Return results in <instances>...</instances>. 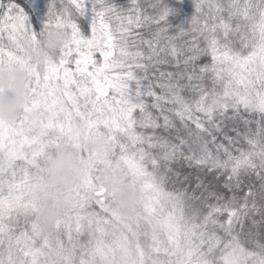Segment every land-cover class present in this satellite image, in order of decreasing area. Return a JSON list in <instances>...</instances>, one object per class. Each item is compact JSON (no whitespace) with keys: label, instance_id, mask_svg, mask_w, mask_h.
<instances>
[{"label":"snow or ice","instance_id":"snow-or-ice-1","mask_svg":"<svg viewBox=\"0 0 264 264\" xmlns=\"http://www.w3.org/2000/svg\"><path fill=\"white\" fill-rule=\"evenodd\" d=\"M193 8L174 30L164 0H51L36 33L0 0V71L27 75L20 114L0 124V264H264V0ZM50 29L67 45L34 68L27 56ZM93 137L103 151L80 150ZM57 146L80 175L41 235L28 191ZM103 173L138 192L131 216Z\"/></svg>","mask_w":264,"mask_h":264},{"label":"clouds","instance_id":"clouds-1","mask_svg":"<svg viewBox=\"0 0 264 264\" xmlns=\"http://www.w3.org/2000/svg\"><path fill=\"white\" fill-rule=\"evenodd\" d=\"M67 36L60 31L50 29L38 39L34 51L27 60L34 68H44L52 64L62 48L66 47ZM27 75L24 70L12 68L0 71V124L9 125L16 120L26 100ZM103 143L93 137L80 145V150L102 152ZM76 167V153L64 146L53 149L46 161L42 173L34 176L28 195L36 204L33 222L41 235L50 233L61 219V214L72 203L71 192L79 178ZM105 190L115 192L113 207L121 215L131 216L137 207L139 194L132 190H120L116 179L110 173L102 174ZM186 219H196L195 211L186 212Z\"/></svg>","mask_w":264,"mask_h":264},{"label":"trees","instance_id":"trees-1","mask_svg":"<svg viewBox=\"0 0 264 264\" xmlns=\"http://www.w3.org/2000/svg\"><path fill=\"white\" fill-rule=\"evenodd\" d=\"M15 2L28 17L27 22L32 26L33 31L39 33L46 20L51 0H15ZM108 2L120 10L128 7V0H108ZM164 2L173 9L174 14L169 17L173 29H187L194 12L193 0H164ZM55 7L59 10L60 4L57 3ZM91 8V3H86L85 15L76 21L81 29V36L85 39L90 36Z\"/></svg>","mask_w":264,"mask_h":264}]
</instances>
